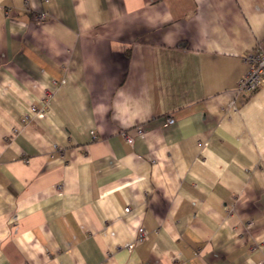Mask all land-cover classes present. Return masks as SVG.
Wrapping results in <instances>:
<instances>
[{
  "label": "crops",
  "instance_id": "crops-1",
  "mask_svg": "<svg viewBox=\"0 0 264 264\" xmlns=\"http://www.w3.org/2000/svg\"><path fill=\"white\" fill-rule=\"evenodd\" d=\"M256 46L264 0H0V264H264Z\"/></svg>",
  "mask_w": 264,
  "mask_h": 264
},
{
  "label": "built area",
  "instance_id": "built-area-1",
  "mask_svg": "<svg viewBox=\"0 0 264 264\" xmlns=\"http://www.w3.org/2000/svg\"><path fill=\"white\" fill-rule=\"evenodd\" d=\"M44 18V12L40 11L35 15V19L40 21ZM244 61H246L248 67L245 73L239 78L236 92L242 93L245 97L254 93L261 85L264 84V48L256 46L243 55ZM32 109H35L32 106ZM36 115L43 114V108L35 110ZM167 123H172L173 118L171 116L166 117ZM138 132H141V127H137ZM128 142H132L129 136H125ZM125 211L128 207L124 208ZM144 231H140L138 240L144 237Z\"/></svg>",
  "mask_w": 264,
  "mask_h": 264
},
{
  "label": "bare ground",
  "instance_id": "bare-ground-1",
  "mask_svg": "<svg viewBox=\"0 0 264 264\" xmlns=\"http://www.w3.org/2000/svg\"><path fill=\"white\" fill-rule=\"evenodd\" d=\"M40 100H41V99H40ZM39 102H40V101H39ZM42 102H43V100H42ZM42 102H41V103H42Z\"/></svg>",
  "mask_w": 264,
  "mask_h": 264
}]
</instances>
